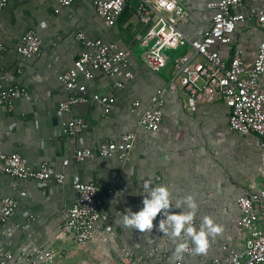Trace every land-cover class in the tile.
Listing matches in <instances>:
<instances>
[{"label":"crops","instance_id":"obj_1","mask_svg":"<svg viewBox=\"0 0 264 264\" xmlns=\"http://www.w3.org/2000/svg\"><path fill=\"white\" fill-rule=\"evenodd\" d=\"M95 1L106 0H71L65 7L59 0H8L0 13V81L27 93L14 100L10 111L0 109V153H16L31 168L45 163L65 174L61 184L0 174V200L9 197L17 204L4 223L0 212V264H30L20 256L23 250L29 256L40 250L53 251L51 264H132L126 255L138 264H216L232 254H242L245 236L237 199L257 193L264 184V150L258 136L230 130V109L220 99L190 109L173 74L174 58L191 54L189 46L165 50L163 68L153 69L146 62L147 48L140 40L147 25L139 18L137 2H127L115 23L107 25L98 16ZM213 1L217 0L181 3L187 21L179 30L186 39H201L209 29L214 11L208 4ZM262 9L264 0H244L238 12L248 17L251 10ZM28 32L41 42L32 57L16 52ZM81 34L128 51L133 79L117 88V77L93 71L91 78L78 75L75 79L76 86L85 87L84 92L67 91L60 76L86 50L78 37ZM231 38L230 45L216 46V50L229 60L233 50L239 49L249 68L263 38L261 31L248 20L237 25ZM160 92L163 117L159 129L150 133L138 120ZM70 96L82 101L61 114L58 104ZM102 98L111 102L103 103ZM70 120L82 125L78 138L63 133L62 124ZM128 132L135 134V142L124 157L104 159L94 154L84 162L74 161L77 149L118 141ZM65 160L69 164L63 169ZM76 178L98 186L101 225L107 230L94 233L84 246L59 230L76 199ZM145 181L166 186L173 205L191 195L198 205L197 230L205 216L220 227L219 233L208 237L206 252L193 251L195 245L189 240V251L177 259L176 244L169 236L155 228L141 232L121 223L125 208L136 211L141 207ZM255 208L257 227L264 229V207L256 204ZM6 253L13 255L11 260H5Z\"/></svg>","mask_w":264,"mask_h":264},{"label":"built area","instance_id":"obj_2","mask_svg":"<svg viewBox=\"0 0 264 264\" xmlns=\"http://www.w3.org/2000/svg\"><path fill=\"white\" fill-rule=\"evenodd\" d=\"M129 1L137 2L139 18L147 25V30L140 40L141 45L147 48L146 62L153 69L163 68L167 60L165 50L189 46L191 54L174 58L173 74L186 95L190 109L195 110L199 104L220 99L230 109V130L241 135L255 133L259 138L260 147L264 150V9L251 10L250 15L245 17L238 12L244 0L210 2L208 7L214 12L209 29L201 39L190 41L179 30V25L187 21L186 13L180 7L184 0H106L95 1L94 5L98 16L107 25H113L123 6ZM7 2L8 0H0V13ZM59 3L65 7L71 0H59ZM248 20L253 21L263 35L249 68L245 66L239 49H234L230 59L224 60L215 48L219 45H230L237 25ZM78 37L83 41L86 50L79 55L73 66L60 76L67 91L76 88L84 92L85 87L76 86L75 79L78 75L91 78L93 71H103L107 75L117 77L118 80L114 84L117 88H122L126 81L133 79V73L128 68V51L118 50L115 45L105 44L101 40L85 39L82 34ZM40 45L37 35L28 32L16 47V52L25 57H32L38 53ZM161 94L162 92L153 97L151 107L139 116L138 125L150 133H155L162 121ZM26 95L24 88L5 87L0 81V109L10 111L14 100ZM80 101V98L70 96L59 102L58 111L61 114L68 113ZM101 101L111 102L108 98H102ZM133 106L137 107L138 103L135 102ZM108 112L106 109V113ZM62 130L64 134L78 138L82 133V125L79 121L70 120L62 124ZM134 142V133H124L118 141L77 149L73 159L76 162H84L94 154L104 159L113 155L124 157L131 151ZM68 164V160L63 161V169ZM0 174L21 181L41 182L51 179L61 184L65 180L64 171L57 172L45 163L38 168H31L16 153H0ZM73 189L76 199L68 209L67 218L60 224L59 230L71 236L77 245L84 246L90 242L94 233L107 231L101 225L102 216L97 204L99 188L93 182L85 183L76 178ZM256 204L264 207V184L257 193L237 199L241 215L239 225L245 236L244 252L232 254L223 263L216 261V264H264V229L257 227ZM16 206V202L9 197L0 200L3 223L12 216ZM19 254L25 256L30 264H51L54 260V252L48 250H40L33 256L27 255L24 250L19 251ZM12 257L11 253L5 254V260H11ZM126 259L132 264H138L131 255H126ZM2 264H5V261Z\"/></svg>","mask_w":264,"mask_h":264},{"label":"clouds","instance_id":"obj_3","mask_svg":"<svg viewBox=\"0 0 264 264\" xmlns=\"http://www.w3.org/2000/svg\"><path fill=\"white\" fill-rule=\"evenodd\" d=\"M144 190L146 194L141 201V207L136 211L131 207L125 208L121 214V223L141 232L155 228V231L169 236L176 244L174 255L177 259L189 251V240L195 245L193 251L206 252L209 246L208 237L219 233L221 229L210 216H205L197 230L194 219L198 205L194 198L188 195L173 205L171 193L166 186H151L150 181H145Z\"/></svg>","mask_w":264,"mask_h":264}]
</instances>
